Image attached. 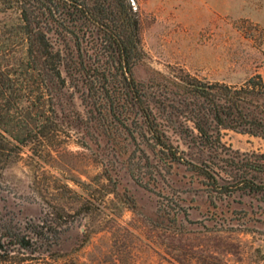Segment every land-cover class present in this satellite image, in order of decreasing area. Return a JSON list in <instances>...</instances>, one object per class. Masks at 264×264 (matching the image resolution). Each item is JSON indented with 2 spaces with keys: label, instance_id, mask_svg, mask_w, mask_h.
I'll return each instance as SVG.
<instances>
[{
  "label": "rangeland",
  "instance_id": "obj_1",
  "mask_svg": "<svg viewBox=\"0 0 264 264\" xmlns=\"http://www.w3.org/2000/svg\"><path fill=\"white\" fill-rule=\"evenodd\" d=\"M130 1L145 51L133 67L136 81L173 65L230 84L255 73L264 77V0ZM21 23L18 9L0 0V69L35 89L25 74ZM87 40L77 58L84 67ZM75 83L68 81L52 100L53 139L24 147L0 172L2 220L23 225L51 205L70 211L72 229L55 248L67 264H264V198L235 193L213 200L203 177L185 165L227 159L169 165L157 148L132 139L127 126L104 130L89 110L87 82ZM3 119L8 138L22 133ZM222 141L228 153L264 154L257 136L227 129Z\"/></svg>",
  "mask_w": 264,
  "mask_h": 264
},
{
  "label": "trees",
  "instance_id": "obj_2",
  "mask_svg": "<svg viewBox=\"0 0 264 264\" xmlns=\"http://www.w3.org/2000/svg\"><path fill=\"white\" fill-rule=\"evenodd\" d=\"M7 2L19 11L25 74L34 78L36 87L0 69V126L8 117L23 129L8 138L0 128V172L24 147L53 139L57 122L52 100L68 81L82 80L87 82L89 110L98 114L104 130L127 126L132 139L157 148L169 165L184 159H227L223 165L206 160L185 163L203 177L213 200L235 193L264 198V154L228 153L222 141L227 129L264 139L260 73L230 84L199 78L173 65L139 82L133 67L144 59L145 51L140 15L130 0ZM85 38L91 49L89 67L77 59ZM181 144L197 149L198 157ZM63 211L51 205L23 225L0 218V264H67L55 250L73 225L72 213Z\"/></svg>",
  "mask_w": 264,
  "mask_h": 264
}]
</instances>
